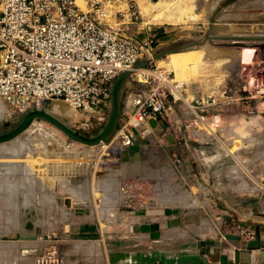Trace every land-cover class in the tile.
<instances>
[{"label": "rangeland", "instance_id": "obj_1", "mask_svg": "<svg viewBox=\"0 0 264 264\" xmlns=\"http://www.w3.org/2000/svg\"><path fill=\"white\" fill-rule=\"evenodd\" d=\"M151 2L158 0H138L147 21L161 29L167 26L166 19L180 21L173 26L176 31L171 39L158 36L157 44L156 66L170 74L174 83L214 96L227 84L237 88L243 82L252 85L254 74L264 73V41L233 42L213 36H226L229 28L264 34V0H167L160 2V7L149 5ZM162 6L169 11L161 13ZM153 10L157 12L155 15ZM243 50L251 52L247 60L241 57ZM180 52H189L190 56L176 65L171 55ZM129 82L126 80L120 90L121 116ZM52 103L47 104L46 110L74 129L80 114L71 106L77 112V120L72 121L53 113ZM112 107L111 101L109 118ZM0 109L5 115L0 116L1 133L12 128L17 120L7 117L5 108ZM252 109L259 111L261 103L251 102L243 111L231 110L224 115L221 136L227 141L234 140L230 147L233 156L228 153L220 157L211 169L212 175L207 174L208 167L201 165L203 158L196 156L194 160L184 152L194 171L180 170L156 138L142 143L140 157L130 159L128 167H121L129 168L127 173L124 170V174L119 173L121 168L101 167L104 157L95 146L74 143L46 121L34 122L16 140L0 145V160L8 155L5 162L0 161V264H108L109 248L103 241V231L116 227L122 221L121 214L129 211L119 205L123 201L120 188L128 181L133 187L127 194L137 207L150 200L153 206L176 211L198 210L208 227L217 211L212 208L211 200L219 196L222 205L256 201L252 204L254 218L264 223V116L259 112L249 116L248 110ZM104 127L87 136L97 135ZM116 131L108 142L116 136ZM20 145H29L31 151L13 153ZM222 151L215 147L206 157L212 158ZM93 157L95 168L89 178L73 180L75 166ZM235 157L243 161H233ZM50 177L55 179L52 188ZM24 210L31 212L28 219ZM223 210L227 211L226 206ZM32 215H36L34 219ZM26 220L37 231L24 232ZM208 231L214 235L211 226ZM23 233L36 235L37 240L23 241Z\"/></svg>", "mask_w": 264, "mask_h": 264}, {"label": "built area", "instance_id": "obj_2", "mask_svg": "<svg viewBox=\"0 0 264 264\" xmlns=\"http://www.w3.org/2000/svg\"><path fill=\"white\" fill-rule=\"evenodd\" d=\"M81 1L83 5L79 0H0V106L6 116L65 101L81 116L75 131L89 135L108 122L113 85L130 73L116 136L95 146L104 157L101 167L121 168L125 155L129 160L140 157L142 143L156 138L180 170H187L184 154L194 160L200 156L201 165L212 175L220 157L233 156L234 140L221 136L224 115L260 102L261 109L248 110V115L264 116V73L254 74L252 85H230L224 100L209 95L189 100L188 87L174 83L156 66L157 25L147 21L138 0ZM141 62L147 63L146 68L137 69ZM215 147L223 151L209 162L206 156ZM94 158L83 165L74 163L73 180L89 178ZM196 168L200 171V165ZM132 187L128 181L120 188L121 209L136 212L154 207L150 200L135 206L127 194ZM227 235L246 241L256 233L231 218L220 238L227 240Z\"/></svg>", "mask_w": 264, "mask_h": 264}, {"label": "crops", "instance_id": "obj_3", "mask_svg": "<svg viewBox=\"0 0 264 264\" xmlns=\"http://www.w3.org/2000/svg\"><path fill=\"white\" fill-rule=\"evenodd\" d=\"M162 1L167 0L151 2L149 5L160 7ZM165 11L168 12L169 9L162 6L160 12ZM155 12L153 10V14ZM194 15L198 17L197 14ZM179 22L166 19L167 26L164 25L163 29L157 25L159 36L171 39L176 31L173 26ZM229 86L230 84H227L222 87L214 97L224 100V93ZM191 93L194 96L192 99L205 96L187 88L189 100H192ZM184 161L188 172L192 171L194 165L186 158ZM122 170L127 173L129 168L127 170L121 168L119 173H123ZM125 179H128V176ZM220 200L222 197L219 196L211 200L212 208L216 205L217 211L208 227L203 223L201 213L193 209L176 211L172 208L154 206L141 212L122 213L121 223L103 231V241L109 248L106 251L108 264H264V247L248 251L244 248L246 244L242 245V242L220 238L223 225L232 218L255 233L259 230L264 241V223L254 218V206L244 201L222 205ZM224 206L229 211V216L227 211L223 210ZM209 226L214 229V235L209 233ZM247 241L250 239L247 238Z\"/></svg>", "mask_w": 264, "mask_h": 264}, {"label": "water", "instance_id": "obj_4", "mask_svg": "<svg viewBox=\"0 0 264 264\" xmlns=\"http://www.w3.org/2000/svg\"><path fill=\"white\" fill-rule=\"evenodd\" d=\"M209 38H212L211 36ZM234 39V42L240 41H264V37H231ZM158 59V56L155 57V60ZM147 63L141 62L136 68H146ZM130 79V73L122 74L114 83L112 89V113L108 119L107 124L104 129L100 131L97 135L87 136L75 131L72 127L67 126L61 122L57 117L50 114L46 109L44 110H32L25 114L19 115L16 117V124L9 130L3 131L0 133V144H7L12 142L17 137L21 136L29 127L38 120L46 121L47 123L54 126L57 130L61 131L68 139L72 140L74 143H78L84 146H97L101 143L108 142L109 138L117 130L120 120H121V103H120V90L126 80ZM125 161L129 160V155H125ZM69 200V199H68ZM256 201H250V204L255 203ZM26 221L25 228L28 231H37V228L33 224H27ZM35 235L25 234L22 237L23 241H33ZM226 239L228 241L241 242L243 239L237 235H227ZM264 247V241H262L260 231H256V236L253 240L247 241L245 249L248 251L260 250ZM239 255V254H238Z\"/></svg>", "mask_w": 264, "mask_h": 264}, {"label": "bare ground", "instance_id": "obj_5", "mask_svg": "<svg viewBox=\"0 0 264 264\" xmlns=\"http://www.w3.org/2000/svg\"><path fill=\"white\" fill-rule=\"evenodd\" d=\"M80 2V1H79ZM81 3V2H80ZM82 5H83V3H81ZM230 29V28H229ZM228 29V31H230V33L227 35L226 34V36H216V35H213L214 36V38H216V39H218V40H226V41H228V40H231V41H233L234 42V39H230L231 37L233 38V37H240V38H242V37H264V34H249V33H246L245 31H238L237 29H231V30H229ZM264 30V29H263ZM263 30H262V32H263ZM258 31V30H257ZM261 32V33H262ZM228 33V32H227ZM259 33H260V30H259ZM213 38V37H212ZM251 42V41H250ZM249 53H251L250 51L248 52L247 50H243V53H242V59L244 58V59H246V57H247V55L249 54ZM190 53L189 52H180V53H173L172 55H171V57H172V60H173V63L174 64H178L179 62H180V60L181 59H185V58H187V57H189L190 55H189ZM251 55V54H250ZM249 55V58L251 57ZM256 55V54H255ZM247 60V59H246ZM251 60V59H250ZM170 79H172L171 77H170ZM173 80V79H172ZM0 108H2L3 109V107H1L0 106ZM51 110H52V112L53 113H56V114H58V115H61V116H63V117H67V118H70L72 121H76L77 120V112H75V110L68 104V103H66L65 101H54L52 104H51ZM3 111H4V109H3ZM3 114V112L1 113V109H0V116ZM4 115V114H3ZM5 116V115H4ZM33 125V124H32ZM26 132V131H25ZM24 132V133H25ZM23 133V134H24ZM22 134V135H23ZM20 137V136H19ZM18 138V137H17ZM16 138V139H17ZM15 139V140H16ZM14 141V140H13ZM10 143V142H9ZM0 145H3V144H0ZM28 146L29 145H20V148H18L17 150H13L12 152L13 153H15V152H19L20 150H21V152H25L26 150L27 151H31L30 150V148H28ZM55 146H57V145H55ZM56 153H57V151H55ZM10 153V151L9 152H7V154H9ZM7 158H8V155H5V156H2V158H1V162H5L6 160H7ZM54 158V157H53ZM207 160L210 162V161H215L216 160V158H207ZM5 164V163H4ZM130 165V162H125L124 163V165H123V167H128ZM53 177V176H52ZM71 177V176H70ZM53 178H55V177H53ZM53 178H51L50 177V184H51V188L55 185V179H53ZM206 186V185H205ZM207 188V187H206ZM202 189V188H201ZM75 190V189H74ZM75 192V191H74ZM80 193V192H79ZM74 194V193H73ZM26 196V195H25ZM28 196V195H27ZM79 196V195H78ZM29 197V196H28ZM27 197V198H28ZM83 197V196H82ZM46 198V197H45ZM78 198V197H77ZM81 198V197H80ZM80 198H79V200H80ZM121 198V197H120ZM25 199V198H24ZM29 199V198H28ZM82 199V198H81ZM45 200V199H44ZM48 202L49 203V200H45V202ZM52 201V200H51ZM32 202V201H31ZM25 203V202H24ZM50 204V203H49ZM53 205V204H52ZM30 205H28V206H26V208L27 207H29ZM47 206V205H46ZM51 206V205H50ZM25 212H24V216H25V219H28V217L31 215V212H29V210H24ZM39 214V213H38ZM37 214V215H38ZM33 216H36V215H32V218H33ZM39 217V216H38ZM48 217V216H47ZM34 219V218H33ZM30 220V219H29ZM27 221V220H26ZM51 221V220H50ZM36 227V226H35ZM197 228V227H196ZM195 229V228H194ZM199 229H201V228H199ZM23 231L25 232V231H27L26 230V228H25V224H23ZM179 231V230H178ZM203 231V230H202ZM206 231V230H205ZM28 232V231H27ZM211 232V231H210ZM184 233V232H183ZM200 233V232H199ZM23 234H25V233H23ZM31 234V233H30ZM34 234V233H33ZM175 236H177V235H175ZM35 237H36V235H35ZM37 240V237L35 238V239H33V241H36ZM242 242V243H241ZM240 243L242 244V245H245L246 244V241H241ZM33 243V242H32Z\"/></svg>", "mask_w": 264, "mask_h": 264}]
</instances>
